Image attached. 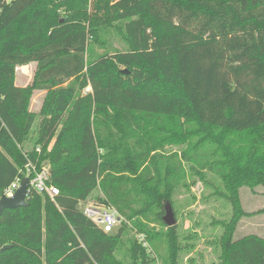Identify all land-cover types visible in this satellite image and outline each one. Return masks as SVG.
<instances>
[{"label": "trees", "instance_id": "1", "mask_svg": "<svg viewBox=\"0 0 264 264\" xmlns=\"http://www.w3.org/2000/svg\"><path fill=\"white\" fill-rule=\"evenodd\" d=\"M44 1L0 0V198L28 158L50 162L60 193L29 191L27 207L4 212L0 247L12 248L0 264H120L114 253L132 231L133 264H152L138 235L152 244V222L166 227L187 167L219 176L230 193L221 264H264V238L232 240L239 189L264 188V0ZM109 30L127 49L91 59L90 45ZM32 62L34 88L47 95L29 148L32 91L15 80L16 67ZM89 199L119 213L118 230L84 215ZM177 237L170 227L163 264H178Z\"/></svg>", "mask_w": 264, "mask_h": 264}, {"label": "rangeland", "instance_id": "2", "mask_svg": "<svg viewBox=\"0 0 264 264\" xmlns=\"http://www.w3.org/2000/svg\"><path fill=\"white\" fill-rule=\"evenodd\" d=\"M11 1L6 0V2ZM80 1L85 2V0ZM58 2L59 0H45L43 5L50 9L54 7H50V4H57ZM69 14L62 10L59 15L65 17ZM100 39L102 40L101 43L90 45L91 59L115 50L127 49L124 38L111 30L103 31ZM120 70L126 71L122 67ZM37 71L36 62L16 67V86L32 91L29 113L35 116V121L26 141V145L30 143L27 145L29 148H32L33 140L41 128L42 111L47 95L46 91L34 88ZM91 92V88L84 91L81 95L82 99L90 101L89 93ZM89 106L90 103L88 102L87 108ZM91 118L93 119V116ZM66 123L69 122L66 121ZM73 134H76V131L72 133L71 138V142L74 143L76 135ZM193 143L190 141L189 144L182 146H173L167 143L165 152H180V150L192 146ZM212 152L213 148L208 152V159H213ZM45 163L51 167L48 160ZM186 170V177L180 181L178 188L174 190V207H172L177 221V242L182 248L179 253L178 264H221L224 242L228 235L226 226L231 224L235 217V209L229 199L230 193L219 176L208 171H203L197 176L188 167ZM238 192L241 215L233 231L232 240L236 241L248 235L264 238V188L261 186H243ZM98 194L100 193L96 190L94 196ZM95 204V199H89L88 202L81 203L79 208L83 211L88 206L95 207ZM165 215L164 213L163 217ZM152 223L150 228H153V233L158 234L157 239L152 244L145 239L144 235H138V239L144 243L145 247L149 248L152 254L151 258L154 259L152 264H163L167 257L166 241L168 240L169 227L164 221L166 227L159 224V221ZM130 236L135 238V231H132L129 236H125L124 243L120 244L114 253L116 261L120 264H133V257L129 251L130 242L128 240Z\"/></svg>", "mask_w": 264, "mask_h": 264}, {"label": "built area", "instance_id": "3", "mask_svg": "<svg viewBox=\"0 0 264 264\" xmlns=\"http://www.w3.org/2000/svg\"><path fill=\"white\" fill-rule=\"evenodd\" d=\"M37 152L41 153V149L37 148ZM27 160L28 163L25 168L20 170V178L14 181L3 195L13 197L23 179L29 178V191L36 192L42 196H49L52 200H55L60 192L58 188L50 184L52 174L51 167L45 162H33L29 158ZM83 213L107 234L115 232L122 222L119 213L112 208L88 206L83 209Z\"/></svg>", "mask_w": 264, "mask_h": 264}, {"label": "water", "instance_id": "4", "mask_svg": "<svg viewBox=\"0 0 264 264\" xmlns=\"http://www.w3.org/2000/svg\"><path fill=\"white\" fill-rule=\"evenodd\" d=\"M122 73L129 74L128 71H123ZM29 186H30V179L25 178L21 182L20 187L18 188V190L16 191L13 197H7L5 195H2V197L0 198V225H1V218L4 212L25 208L29 205L27 200ZM164 222L169 228L175 227L177 225L175 214L170 204H168L166 207V215L164 216ZM11 248H12L11 245L0 247V255L6 252L7 250H10Z\"/></svg>", "mask_w": 264, "mask_h": 264}]
</instances>
